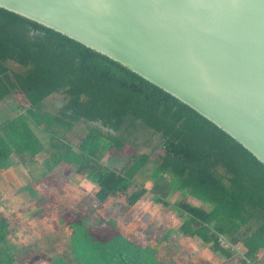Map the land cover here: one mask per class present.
<instances>
[{
    "label": "trees",
    "instance_id": "trees-1",
    "mask_svg": "<svg viewBox=\"0 0 264 264\" xmlns=\"http://www.w3.org/2000/svg\"><path fill=\"white\" fill-rule=\"evenodd\" d=\"M18 92L29 102L22 115L38 127L46 129L59 121L68 130L72 125L88 130L75 143L64 135L60 145L51 148L49 141L38 137L23 142L36 156L42 152L52 165L75 166L76 173L98 185V190L79 200L71 197L68 188L39 194L26 189L33 198L24 200L23 212L35 210L33 216L43 219L47 227L46 235L34 243L50 240L51 245L63 248L54 258L55 264H164L157 247L141 245L134 234L127 235L131 225L125 227L118 218L107 217L109 206L123 197L127 207L139 203L145 190L137 188L135 179L145 172L153 177L160 195L156 203L167 206L164 200L182 195L177 207L185 220L181 228L186 236L213 241L216 251L229 256L220 238L235 244L232 234L245 227L243 256L258 264V254L264 249V165L189 105L121 63L0 7V101ZM53 95L64 98L58 112L48 100ZM19 121L9 119L0 129L14 136ZM24 124L29 129V123ZM5 138L0 134L3 166L9 155L20 151L19 143ZM37 140L42 141L43 149L31 147L30 142ZM148 142L154 143L151 153L135 150ZM126 145L135 153L124 169L101 162L105 146L116 155ZM51 149H56L53 159ZM15 194L25 197L24 190ZM192 198L201 205L190 202ZM2 213L0 243L8 235L15 236ZM12 261L8 253L0 255V264Z\"/></svg>",
    "mask_w": 264,
    "mask_h": 264
},
{
    "label": "water",
    "instance_id": "water-1",
    "mask_svg": "<svg viewBox=\"0 0 264 264\" xmlns=\"http://www.w3.org/2000/svg\"><path fill=\"white\" fill-rule=\"evenodd\" d=\"M0 7L121 63L264 165V0H0Z\"/></svg>",
    "mask_w": 264,
    "mask_h": 264
},
{
    "label": "rangeland",
    "instance_id": "rangeland-1",
    "mask_svg": "<svg viewBox=\"0 0 264 264\" xmlns=\"http://www.w3.org/2000/svg\"><path fill=\"white\" fill-rule=\"evenodd\" d=\"M48 100L51 101V107L56 112L63 108L64 98L62 95H53ZM28 107L29 102L21 92L0 101V125L9 119L16 118L20 120L16 124L18 129L13 128L14 131H19L14 136L5 133L4 129L3 131L0 129V134L6 136V140L19 143L18 150H20L13 152L11 155L7 154L9 155L7 162L1 163L5 164L4 166L0 165V181L2 180L0 182V212H3V218L9 221L10 229L15 233V236L8 235L6 240L0 243V255L6 256L8 253L9 256L13 257L10 264H55L54 258L62 253L63 248L55 244L51 245L50 240L39 245L34 243L36 239L38 240V238L46 235L45 229L47 227L43 223V219H37L33 216L35 210L29 214L23 212L24 200L29 201L30 198H33L26 189L29 187L31 191L39 194L42 191L68 188L72 191L71 197L79 200L80 197H87L90 193L98 190V185L86 175L76 173L75 166L62 163L52 165L47 162L49 160L42 152L36 156L32 150L27 149L23 144L24 141L28 143V140L32 141L33 138L38 137L47 142L49 141L51 148V145H60L61 141L59 139L64 135L69 141L72 140L75 143L77 138L87 135V128L84 126L85 129H82L80 125H72L68 130L62 123L55 121L49 127L43 129V126L38 127L31 120H27L24 117L25 115H22ZM49 113L53 117L55 116L54 113ZM24 123H29V129ZM8 128L11 130V127ZM52 136H55V138ZM62 139L65 142V139ZM30 143L31 147L40 149L43 145L42 141L40 145L38 140L36 143ZM103 144L105 145V143ZM153 145L154 143L148 142L146 146L139 148V150L135 148V150L139 154H149ZM48 147L49 145L46 144V148ZM131 147V145H126L121 153L113 155L110 148L108 149L105 146L102 149L101 162L111 168L124 169L132 154L135 153ZM55 151L56 149L50 150L51 158ZM156 152L162 153L160 150ZM152 159H155L154 156ZM31 179L34 180L31 181ZM135 182L138 189L145 190V194H143L144 196H142L139 203L133 208L127 207L123 197V200H119L117 204L109 206L107 217L118 218L125 227L131 225L126 230L127 235L132 236L134 234L132 237L138 239L141 245L157 247L158 254L164 257V264H208L207 261L211 264H252L245 260L243 256L245 253L243 242L247 235L245 227L232 234L236 237L235 244L228 239L220 238L221 245L230 252L229 256L224 255L213 248V241L205 243L201 238L188 237L182 231L181 227L185 220L181 217L182 214L177 207V204L183 201L180 193L164 200L168 204L165 206L163 203H156L160 195L156 191L154 179L149 172L139 175ZM11 185L16 190L11 188ZM21 190H24V198L15 194V192L19 193ZM12 193L15 194L14 197ZM39 197L41 196L36 197L37 200H39ZM90 200H92V197L89 198L88 202ZM20 201L22 203H19ZM35 201L32 200V202ZM190 202L196 206L201 205L199 201H194L193 198ZM131 223H135L136 226ZM257 261L258 264H264V249L258 254Z\"/></svg>",
    "mask_w": 264,
    "mask_h": 264
},
{
    "label": "bare ground",
    "instance_id": "bare-ground-1",
    "mask_svg": "<svg viewBox=\"0 0 264 264\" xmlns=\"http://www.w3.org/2000/svg\"><path fill=\"white\" fill-rule=\"evenodd\" d=\"M136 165V164H135ZM23 252V251H22ZM21 253V252H20ZM188 257V256H187Z\"/></svg>",
    "mask_w": 264,
    "mask_h": 264
},
{
    "label": "crops",
    "instance_id": "crops-1",
    "mask_svg": "<svg viewBox=\"0 0 264 264\" xmlns=\"http://www.w3.org/2000/svg\"><path fill=\"white\" fill-rule=\"evenodd\" d=\"M1 182V181H0Z\"/></svg>",
    "mask_w": 264,
    "mask_h": 264
},
{
    "label": "flooded vegetation",
    "instance_id": "flooded-vegetation-1",
    "mask_svg": "<svg viewBox=\"0 0 264 264\" xmlns=\"http://www.w3.org/2000/svg\"><path fill=\"white\" fill-rule=\"evenodd\" d=\"M63 109V108H62Z\"/></svg>",
    "mask_w": 264,
    "mask_h": 264
}]
</instances>
